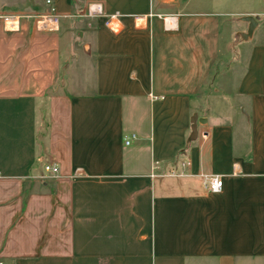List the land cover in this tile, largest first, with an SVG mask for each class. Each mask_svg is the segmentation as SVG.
Masks as SVG:
<instances>
[{
	"label": "crops",
	"instance_id": "crops-1",
	"mask_svg": "<svg viewBox=\"0 0 264 264\" xmlns=\"http://www.w3.org/2000/svg\"><path fill=\"white\" fill-rule=\"evenodd\" d=\"M45 1L0 0V264H264V13L218 11V0ZM90 4L99 14L86 16ZM236 14L258 20L243 102L220 109L242 107L245 143L192 106L218 60L220 17ZM73 18L86 21L88 92L60 67V22ZM210 175L220 192L204 187Z\"/></svg>",
	"mask_w": 264,
	"mask_h": 264
},
{
	"label": "rangeland",
	"instance_id": "rangeland-1",
	"mask_svg": "<svg viewBox=\"0 0 264 264\" xmlns=\"http://www.w3.org/2000/svg\"><path fill=\"white\" fill-rule=\"evenodd\" d=\"M220 10L238 12L244 10H259L264 13V0H218V11ZM243 16L246 15L236 14L229 17H220L218 60L214 66L209 85L206 87L204 95L192 102V106L195 107L200 104L203 108L207 107L208 109H214L215 114L213 117L216 122L228 120L234 128L239 143H245V134L247 133L245 129L244 132L241 130L242 125L239 122V124L236 125L234 123L235 119H241L242 107L235 110V114L238 115L235 117L224 114V112L227 111L224 109L221 110L220 108L221 106L231 107L236 105L235 103L237 102H243V99L236 96L235 91L245 68L251 42H239L236 45V55H238L239 58L233 56L232 52L228 51V47L233 41V36L237 32H243L246 29V24L237 22L233 19ZM260 22H264L263 16L260 17ZM85 24L86 21L83 18L61 20L59 50L60 67L65 81H76L77 88L84 92H88L92 88L93 73L82 50V45L85 42ZM70 26L75 28V32L70 30ZM77 32L83 34L82 38L76 36ZM75 47L79 49L77 58H75L72 53ZM66 89L68 88L66 87ZM71 89L74 88L70 87L69 90ZM238 148L244 149L240 146Z\"/></svg>",
	"mask_w": 264,
	"mask_h": 264
},
{
	"label": "built area",
	"instance_id": "built-area-1",
	"mask_svg": "<svg viewBox=\"0 0 264 264\" xmlns=\"http://www.w3.org/2000/svg\"><path fill=\"white\" fill-rule=\"evenodd\" d=\"M46 4H49V0H46L45 1ZM95 14H99L98 13V7L97 5H94V4H90L86 7V16H90V15H95ZM84 16V15H83ZM113 16H119L118 14H114ZM151 14H148V17H150ZM11 16H2V19H9ZM11 19V18H10ZM55 19V17H54ZM41 23V25H43V18H42V22H39ZM164 23H166L164 21ZM168 23V22H167ZM164 24V29L165 30H171V26L168 24ZM148 99L150 101H154V100H157V99H161L160 97H156L155 95L151 94V93H148ZM206 137L205 134H202L201 135V138L204 139ZM135 138V135L134 134H130L129 136H125L123 137V144L125 146H127L131 140H133ZM43 170L44 172L48 173L50 176L52 177H56L57 174H58V169L55 165H46L43 167ZM170 174L172 175L173 172H170ZM203 180H202V183L204 185V187L206 188V190L209 192V193H218L220 192L221 190V187H222V180H221V177L219 175H210V176H203L202 177Z\"/></svg>",
	"mask_w": 264,
	"mask_h": 264
},
{
	"label": "water",
	"instance_id": "water-1",
	"mask_svg": "<svg viewBox=\"0 0 264 264\" xmlns=\"http://www.w3.org/2000/svg\"><path fill=\"white\" fill-rule=\"evenodd\" d=\"M237 22H241L246 24V29L243 32H237L233 36V41L231 43V47H234L239 42H246L251 38L252 32L256 27V22L258 20L257 16H243L233 19ZM196 123L200 124L199 119H196V115H193L190 119V138L189 140L194 139L196 136Z\"/></svg>",
	"mask_w": 264,
	"mask_h": 264
}]
</instances>
